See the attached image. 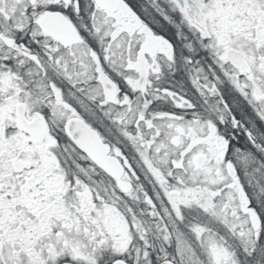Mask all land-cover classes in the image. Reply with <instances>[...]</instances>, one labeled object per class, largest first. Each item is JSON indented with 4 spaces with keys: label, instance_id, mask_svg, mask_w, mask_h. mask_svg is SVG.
Returning a JSON list of instances; mask_svg holds the SVG:
<instances>
[{
    "label": "snow or ice",
    "instance_id": "snow-or-ice-1",
    "mask_svg": "<svg viewBox=\"0 0 264 264\" xmlns=\"http://www.w3.org/2000/svg\"><path fill=\"white\" fill-rule=\"evenodd\" d=\"M0 264H264V0H0Z\"/></svg>",
    "mask_w": 264,
    "mask_h": 264
}]
</instances>
